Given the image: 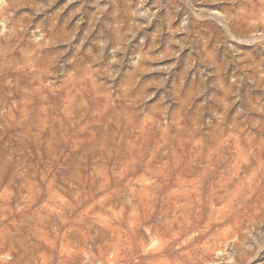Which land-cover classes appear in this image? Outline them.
I'll list each match as a JSON object with an SVG mask.
<instances>
[{
  "label": "clouds",
  "instance_id": "clouds-1",
  "mask_svg": "<svg viewBox=\"0 0 264 264\" xmlns=\"http://www.w3.org/2000/svg\"><path fill=\"white\" fill-rule=\"evenodd\" d=\"M204 3L220 10H193ZM50 6L0 0V264H65L68 234L93 239L97 206L108 214L135 200L144 211L170 176H211L221 165L231 175L241 166L259 173L229 212L232 264H245L264 247V0H166L167 44L179 46L177 56L189 49L199 82L185 88L181 80L159 95L140 83L149 57L135 48L128 54L135 26L109 50L111 59L105 39L96 53L82 42L69 52L56 47L68 41L47 16L34 19ZM117 52L128 54L131 70L122 71ZM143 175L150 195L139 187ZM113 196L118 202L105 207Z\"/></svg>",
  "mask_w": 264,
  "mask_h": 264
},
{
  "label": "rangeland",
  "instance_id": "rangeland-1",
  "mask_svg": "<svg viewBox=\"0 0 264 264\" xmlns=\"http://www.w3.org/2000/svg\"><path fill=\"white\" fill-rule=\"evenodd\" d=\"M38 2L46 3L47 0ZM165 2L166 0H51V6L45 7L34 19L40 20L47 16L45 23L51 27L52 32L61 40L68 41L56 47L66 48L69 52L82 42L83 49L90 48L92 53H96L99 41L107 40V47L103 50L107 59H111L109 50L114 45L122 44L127 38L125 33L135 26V37L128 45V54H134L132 50L135 48L136 52L142 51L149 57L143 62L149 71L143 73L140 83L148 84L149 90L159 88V95L170 84L181 80L185 88H193V82H199L197 69L188 64L186 53L189 49L185 48L177 56L172 52L177 51L179 46L167 44L171 33L167 31ZM168 2L171 3V0ZM157 6L160 11H157ZM202 7L220 10L217 3L198 4L193 10ZM136 11L145 14L151 11L155 16L151 20L146 15L133 16L132 13ZM118 22L122 25L119 30L111 27ZM178 23L177 19L173 26ZM183 34L178 33L176 39ZM128 54H115L117 57H125L122 71L131 70ZM258 94V91L253 93V103H256ZM260 103L264 104V98H260ZM224 167L221 165L220 169H214L215 174L211 176L201 177L195 173L170 176L166 183L161 184L151 207L144 211L139 207L134 209L135 200L133 204L126 205L123 211L113 207L108 214L97 206L93 212L100 213L96 217L100 222L93 226L90 233L93 239L85 244L82 240L89 233L86 232L84 236L78 232L68 234L67 241L61 247L65 264H214L217 260L220 264H232V248L227 242L232 239L236 229L232 228V216H229V212L237 201L242 200L248 191V185L255 186L259 173L244 171L246 166H241V171L231 175L223 172ZM222 175L227 178V182L222 179ZM140 178V175L133 176L134 180ZM143 180L144 184L139 187L150 195L151 177L143 175ZM260 184L264 186V180H260ZM138 190L134 184L132 191ZM3 191L0 188V193ZM130 198L129 195L123 199ZM117 202L113 196L105 207H112ZM145 212H148L147 218ZM116 216L120 219L113 218ZM230 228L232 231H226ZM130 229L134 232H130ZM217 237L224 243H216ZM245 264H264V247L249 253Z\"/></svg>",
  "mask_w": 264,
  "mask_h": 264
},
{
  "label": "bare ground",
  "instance_id": "bare-ground-1",
  "mask_svg": "<svg viewBox=\"0 0 264 264\" xmlns=\"http://www.w3.org/2000/svg\"><path fill=\"white\" fill-rule=\"evenodd\" d=\"M177 204V203H176ZM147 209V208H146ZM128 235V234H127ZM167 242V241H166ZM165 243V242H164Z\"/></svg>",
  "mask_w": 264,
  "mask_h": 264
}]
</instances>
